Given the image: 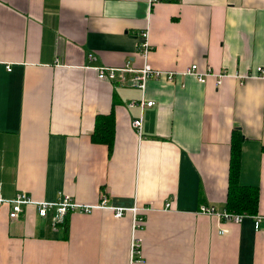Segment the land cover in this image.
<instances>
[{"label":"crops","instance_id":"obj_1","mask_svg":"<svg viewBox=\"0 0 264 264\" xmlns=\"http://www.w3.org/2000/svg\"><path fill=\"white\" fill-rule=\"evenodd\" d=\"M148 63L215 74L149 80L139 135V89L100 80L98 67ZM11 66L7 71L6 66ZM239 82L233 75L256 74ZM114 111L111 153L91 142L98 114ZM240 142L239 182L259 189L264 215V0H0V194L19 191L84 205L68 234L33 205L17 219L0 211V264H264V232L245 217L197 214L225 209L231 145ZM170 207L166 208V204ZM144 221L130 253L132 213ZM111 207V208H109Z\"/></svg>","mask_w":264,"mask_h":264},{"label":"built area","instance_id":"obj_2","mask_svg":"<svg viewBox=\"0 0 264 264\" xmlns=\"http://www.w3.org/2000/svg\"><path fill=\"white\" fill-rule=\"evenodd\" d=\"M155 2L157 0H150ZM142 40L138 47V52L143 58V64L140 67H134L130 64H125L121 67H98L96 68L97 78L100 80L108 81L113 84L120 86L134 87L141 91L142 96L138 101H131L130 106H138L140 110V115L132 120V127L140 135L143 123V110L145 107L154 105L153 101L146 100L144 97V90L146 83L149 80H165L172 83L176 75H193L199 82H205L207 77L216 76V84L219 86L222 82V78L229 76L227 72L214 73L211 68H207L205 71L198 70L196 64H191L183 71H164L153 68L147 61L150 52V44L148 40V32L144 31L141 33ZM7 71L11 70V66H6ZM263 71L261 68H257L256 74H249L241 76L240 74L233 75L235 78L242 82L245 78L250 77H261ZM33 205L36 212L40 218H49V224L51 228H58L59 225H63L67 216L71 212L79 211L83 213H89L94 208L106 206V193L102 192L100 202L97 204L84 205L78 203L72 196L62 193L55 202H49L44 200H34V198L26 191H19L11 198H4L0 194V211L3 208L8 209V216L10 219H17L20 217L27 206ZM170 207V203L166 204V208ZM111 208V207H109ZM113 210L114 218H122L125 216L126 212H131L134 217V225L132 229L131 241H130V253L132 255H137L138 260H140L141 255V240L134 237V231L136 225H140L144 219L143 217L137 216L140 209L134 206L131 209H126L122 207L111 208ZM197 214L213 216L221 220V222H232L240 223L245 217H249L252 220L253 228L255 230H262L264 232V215L238 213L233 211H228L226 209L219 210L213 205L201 204L197 211Z\"/></svg>","mask_w":264,"mask_h":264},{"label":"trees","instance_id":"obj_3","mask_svg":"<svg viewBox=\"0 0 264 264\" xmlns=\"http://www.w3.org/2000/svg\"><path fill=\"white\" fill-rule=\"evenodd\" d=\"M115 116L111 110L108 114H98L90 134L91 142L104 144L111 153L115 143ZM240 165V142L233 140L229 170V190L225 209L228 211L256 214L258 210L259 189L255 186L240 184L238 174ZM64 236L68 234V225H63Z\"/></svg>","mask_w":264,"mask_h":264},{"label":"rangeland","instance_id":"obj_4","mask_svg":"<svg viewBox=\"0 0 264 264\" xmlns=\"http://www.w3.org/2000/svg\"><path fill=\"white\" fill-rule=\"evenodd\" d=\"M134 217H135V216L132 215V229H133V225H134V222H133ZM67 221H68V218L65 220V225H68ZM140 226H141V225H139V226L136 225V227H135V231L133 232V233H134V237H136L135 232H136V230H137Z\"/></svg>","mask_w":264,"mask_h":264}]
</instances>
